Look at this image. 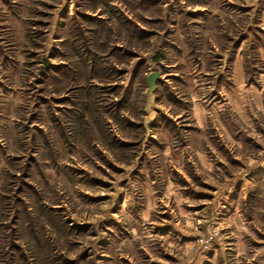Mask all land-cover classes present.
I'll list each match as a JSON object with an SVG mask.
<instances>
[{
    "label": "rangeland",
    "instance_id": "1",
    "mask_svg": "<svg viewBox=\"0 0 264 264\" xmlns=\"http://www.w3.org/2000/svg\"><path fill=\"white\" fill-rule=\"evenodd\" d=\"M0 264H264V0H0Z\"/></svg>",
    "mask_w": 264,
    "mask_h": 264
}]
</instances>
